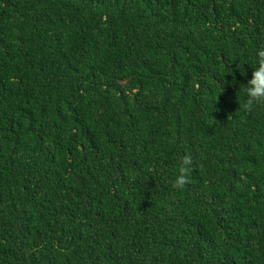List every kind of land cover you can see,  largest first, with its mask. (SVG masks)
Returning <instances> with one entry per match:
<instances>
[{
  "label": "trees",
  "instance_id": "trees-1",
  "mask_svg": "<svg viewBox=\"0 0 264 264\" xmlns=\"http://www.w3.org/2000/svg\"><path fill=\"white\" fill-rule=\"evenodd\" d=\"M260 53L264 0H0V264H264Z\"/></svg>",
  "mask_w": 264,
  "mask_h": 264
},
{
  "label": "clouds",
  "instance_id": "clouds-1",
  "mask_svg": "<svg viewBox=\"0 0 264 264\" xmlns=\"http://www.w3.org/2000/svg\"><path fill=\"white\" fill-rule=\"evenodd\" d=\"M264 56V53H260ZM254 71L251 80L239 87L242 92L245 103L240 105L246 112H251L261 102H264V60L257 59L255 66H251ZM194 161L191 154L184 155L179 164V171L173 181V188L176 190L183 189L188 183L189 174L193 170Z\"/></svg>",
  "mask_w": 264,
  "mask_h": 264
}]
</instances>
